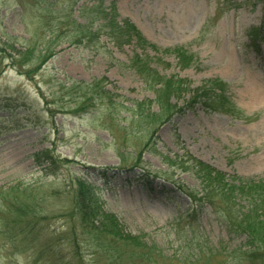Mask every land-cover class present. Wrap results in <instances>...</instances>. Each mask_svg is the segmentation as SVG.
Segmentation results:
<instances>
[{
	"label": "rangeland",
	"instance_id": "1",
	"mask_svg": "<svg viewBox=\"0 0 264 264\" xmlns=\"http://www.w3.org/2000/svg\"><path fill=\"white\" fill-rule=\"evenodd\" d=\"M62 1L68 6L58 13L60 5L48 0H0V187H30L26 200L40 202L49 216L39 221L44 230L32 232L40 236L29 244L22 235L11 240L3 225L10 214L0 195V264L111 262L105 251L109 239H95V233L84 227L83 211L77 206V177L97 186L105 210L117 214L125 231L142 234L158 246L163 253L160 264H251L241 245L244 237L230 235L207 207L196 215L193 237L183 239L193 214L186 211L187 198L172 190L173 182L165 176L189 186L198 178L193 170L169 169L161 154L174 161L177 155L187 160L192 154L242 178L264 176V42L261 53L247 46L248 30L264 22V5L257 0H237L244 3L239 7L226 0H104L106 6L117 5L118 17L113 19L131 18L149 42L160 48L184 45L201 60L200 66L182 69L173 53L166 55L164 60L172 66L167 74L178 72L192 80V86L220 75L230 83L231 100L242 114L254 116L235 117L198 104L160 123L151 137L148 122L131 125L132 120L125 119L132 117L133 100L153 97L139 76L124 66L133 50L142 52L141 47H135V39L119 46L112 25L98 26L107 20H96L92 30L83 24L89 13L82 6L95 0ZM44 28L47 35L53 31L60 38L46 64L40 56L41 43L49 46ZM146 50L151 55L158 52ZM26 67L35 72L28 76ZM104 77L105 82L89 89L69 88L72 81L92 83ZM93 92L104 94L107 106ZM79 97L95 98V105L81 108L85 105ZM187 99L188 94L172 97L180 105ZM45 147H52L57 160L54 175H47L41 169L45 164L35 161V153ZM177 230L186 241L177 238ZM15 245L40 249L41 258L36 262L35 251H20ZM210 250L217 252L193 262ZM252 263L264 260L256 256Z\"/></svg>",
	"mask_w": 264,
	"mask_h": 264
},
{
	"label": "trees",
	"instance_id": "2",
	"mask_svg": "<svg viewBox=\"0 0 264 264\" xmlns=\"http://www.w3.org/2000/svg\"><path fill=\"white\" fill-rule=\"evenodd\" d=\"M52 4H58L57 2H52ZM57 10L59 13V10ZM91 12H94V9H91ZM61 17L60 15L57 18ZM75 22V21H73ZM76 23V22H75ZM109 25H112L115 29L118 30L121 34L122 39H127L131 34L136 33V29L129 21L124 22V26H118L114 19L108 22ZM46 31L45 40L47 36V29L44 28ZM58 38L57 35L51 33V37L48 41H52L53 39ZM139 38V37H138ZM31 39V38H30ZM143 40L140 39L139 42ZM44 46L41 48L42 54L41 57L45 58L51 54V49L45 46V43H41ZM40 46L35 45V49H38ZM46 49V50H45ZM176 54L179 56L181 62L188 63L189 57L187 56L186 52L183 51L181 48H177L175 50ZM137 62L139 61L142 64V71L145 73L150 81H158L161 84L163 83L162 90L159 91V96L157 97L158 102L161 104V108H167L171 104L168 101V97L171 92L175 94L181 93L185 87L183 86L184 80L179 79L176 74H173L169 77L164 75H160L157 69L149 71L150 68L149 64L151 63V58L149 56H144L145 58H141L138 55ZM134 63L135 59L133 60ZM214 84L218 87H222L221 83L214 82ZM206 90V89H205ZM204 91V90H203ZM202 92V91H201ZM220 99H224L223 94L221 93L218 95ZM143 104V103H142ZM142 106V105H141ZM217 106L223 108L224 106L219 102ZM200 165V163H199ZM79 183V191H81L84 195L82 202L80 203L82 208L84 209V216H83V223L86 224L91 230L96 229L95 231L98 234H102L99 236H105L109 238L107 248L109 250V255L112 256V262L120 263L122 259V254L126 251L131 254L130 258L131 261H134L136 264H157V253L158 248L155 247L153 244H148L142 236H131L129 234H125L122 229L118 228V221L113 217L112 219L108 216H104L105 214L100 213L98 206L93 202V199L88 195L90 191L86 187L85 183L81 180L78 181ZM216 185L214 190L210 189L212 185ZM205 191L201 198H197L195 193L193 194V199H205L207 202L211 203L213 207L218 206L215 204V201H220L222 204L225 213H222V216L225 217L223 220L232 230L238 235H245L246 240L245 243L249 246L247 251H251L254 253H259L262 255L264 254V180L262 181H242L240 180L239 183H235L234 181H227V178L222 173H215L214 175L207 176V181L204 185ZM244 197H248V204L245 206L246 208L243 209V205L241 202H237V208L233 207V202L235 199H242ZM87 198V200H86ZM219 207V206H218ZM36 205L29 201V203L24 201H19L17 199V204L14 205L12 208L13 218L9 220L7 223L13 224V230L9 231L8 237L11 240L17 239L18 236L22 235L23 239H27V235L32 230L31 219L28 216H34L37 214L35 211ZM20 215L24 216V218H20ZM99 215H102V220H98ZM100 222L98 225L95 222ZM92 225V228L90 225ZM30 224V225H29ZM20 237L18 238V240ZM33 239V236L28 237L27 244ZM17 240V241H18ZM124 243V247L122 246ZM18 250L20 251H27L25 246L15 245ZM25 248V249H23ZM40 250V249H37ZM38 257L40 254H36ZM251 257H254L250 255Z\"/></svg>",
	"mask_w": 264,
	"mask_h": 264
}]
</instances>
